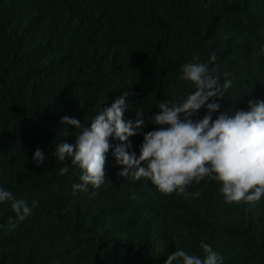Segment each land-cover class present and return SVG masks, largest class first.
Here are the masks:
<instances>
[{
	"label": "trees",
	"instance_id": "1",
	"mask_svg": "<svg viewBox=\"0 0 264 264\" xmlns=\"http://www.w3.org/2000/svg\"><path fill=\"white\" fill-rule=\"evenodd\" d=\"M195 53H214L221 83L231 79L225 110L264 99V0H0V186L39 201L15 228L10 203L0 204V264H165L176 248L203 257L202 241L224 264H264V196L226 203L209 177L163 194L118 176L113 138L104 183L74 194L81 170L53 156L75 141L62 117L90 125L124 92L125 119L145 113L130 137L139 155L161 99L193 91L180 76Z\"/></svg>",
	"mask_w": 264,
	"mask_h": 264
},
{
	"label": "clouds",
	"instance_id": "2",
	"mask_svg": "<svg viewBox=\"0 0 264 264\" xmlns=\"http://www.w3.org/2000/svg\"><path fill=\"white\" fill-rule=\"evenodd\" d=\"M215 60L214 53L207 61L195 53L182 65L180 79L189 82L193 91L176 100L161 99L159 111L150 119L159 127L144 133L139 155L129 151L130 137L145 125L146 118L139 109L134 121L125 119L127 92L110 106L101 107L90 125L62 117V124L75 127V141L56 144L52 155L58 162L70 160L81 170L80 182L72 184L73 193L87 192L89 185L98 189L104 183L107 154L112 147L109 139L113 138L121 142L113 151L115 163L122 166L118 176L137 181L146 178L163 194H183L188 185L209 177L220 182L226 203L252 202L264 196V99L250 100L246 110H225L221 100L232 81L221 83L218 67L212 66ZM202 107L206 113L194 120ZM33 161L37 166L44 163L42 149L35 150ZM68 171L65 163L59 174ZM5 203H10L15 213L10 217L15 221L10 227L15 228L32 215L39 201L33 200L30 206L24 198L17 199L12 191L0 186V204ZM200 247L203 257L176 248L165 264H224V257L211 245L202 241Z\"/></svg>",
	"mask_w": 264,
	"mask_h": 264
}]
</instances>
